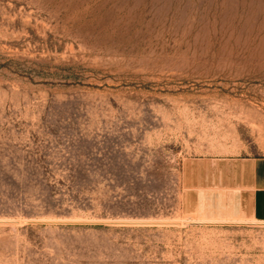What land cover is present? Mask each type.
<instances>
[{"label": "rangeland", "instance_id": "rangeland-1", "mask_svg": "<svg viewBox=\"0 0 264 264\" xmlns=\"http://www.w3.org/2000/svg\"><path fill=\"white\" fill-rule=\"evenodd\" d=\"M245 156L264 0H0V264H264L206 163Z\"/></svg>", "mask_w": 264, "mask_h": 264}, {"label": "crops", "instance_id": "crops-1", "mask_svg": "<svg viewBox=\"0 0 264 264\" xmlns=\"http://www.w3.org/2000/svg\"><path fill=\"white\" fill-rule=\"evenodd\" d=\"M206 163L215 167L212 180L224 191L217 204L224 208L219 216L264 222V156L212 158Z\"/></svg>", "mask_w": 264, "mask_h": 264}]
</instances>
